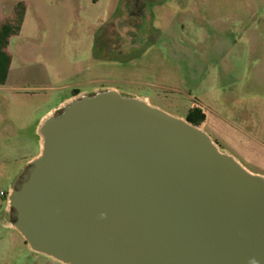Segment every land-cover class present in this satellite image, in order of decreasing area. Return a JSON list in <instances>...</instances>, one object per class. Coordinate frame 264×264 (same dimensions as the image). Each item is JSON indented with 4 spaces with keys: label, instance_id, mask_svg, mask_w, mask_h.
I'll return each instance as SVG.
<instances>
[{
    "label": "water",
    "instance_id": "water-1",
    "mask_svg": "<svg viewBox=\"0 0 264 264\" xmlns=\"http://www.w3.org/2000/svg\"><path fill=\"white\" fill-rule=\"evenodd\" d=\"M10 204L70 264H264V183L186 119L94 95L44 125Z\"/></svg>",
    "mask_w": 264,
    "mask_h": 264
},
{
    "label": "rangeland",
    "instance_id": "rangeland-1",
    "mask_svg": "<svg viewBox=\"0 0 264 264\" xmlns=\"http://www.w3.org/2000/svg\"><path fill=\"white\" fill-rule=\"evenodd\" d=\"M13 4L21 12L0 26V112L8 100L11 135L18 119L25 139H10L11 178L35 150L39 114L71 91L55 114L114 93L183 115L217 71L223 97L258 96L264 112V0H0V11ZM11 30L19 32L7 38ZM3 45L18 54L9 59ZM236 150L264 168L263 153ZM7 191L0 181V207ZM6 219L16 227L11 204ZM15 227L0 225V264H66Z\"/></svg>",
    "mask_w": 264,
    "mask_h": 264
},
{
    "label": "crops",
    "instance_id": "crops-1",
    "mask_svg": "<svg viewBox=\"0 0 264 264\" xmlns=\"http://www.w3.org/2000/svg\"><path fill=\"white\" fill-rule=\"evenodd\" d=\"M14 5L15 4L12 6L10 5L2 12L0 11V17L2 18L1 24H4L0 25L2 28L7 26L6 22L8 20H13L12 18H15V16L21 12V10H17ZM18 32V30L8 31L6 37L9 38L12 34L15 35ZM249 33L250 32H247V34L245 33V36L248 37ZM256 34V32H253V36ZM1 50L11 60L15 54H18L16 50L14 48L12 49L9 45L1 46ZM234 66H236V64H234ZM234 66L232 63V69ZM218 75L219 73L216 71L213 79L208 81V86H206L204 90L199 91V94L194 96L188 109L193 105L199 106L202 109L204 112V119L196 126H198L210 138L219 151L233 157L249 172L264 178V168L249 167L247 163H251V161L250 158L246 156L247 154L236 152V149L247 148L253 152L257 151L258 155L262 153L264 154V112L259 111V109L262 108V100L258 96H236L231 100H229V97H223V95H228V93H226V90L224 91V89L222 90V88L219 87ZM72 96L73 92L71 91V93L64 97L57 105L52 106L45 112L39 114L37 120L34 122L33 129L34 134L36 135L34 140L36 143L35 150L25 160H21L19 162L17 169L13 172L12 178L10 176V139L13 137L16 142H19L20 140L24 141L25 130L23 127L25 126L23 122L20 123V120L17 119L16 123H14L16 127L15 134L11 135V112H9L10 104L8 100H2V109L0 112V181L6 180L8 184V191L4 193L5 203L2 207H0V211L2 210V215L0 214V225L15 227L11 225L8 219H6L7 214H9V199L11 193L17 186L16 182L21 181L32 160L42 152L44 125L53 115H55V111L63 107ZM167 113L181 119H186L185 116L187 114V112L183 115L175 114L169 110H167ZM261 134H263V136ZM245 142L248 143L246 144ZM253 143L255 145H253ZM16 144V146L19 145V143ZM235 146L238 147L235 149Z\"/></svg>",
    "mask_w": 264,
    "mask_h": 264
},
{
    "label": "trees",
    "instance_id": "trees-1",
    "mask_svg": "<svg viewBox=\"0 0 264 264\" xmlns=\"http://www.w3.org/2000/svg\"><path fill=\"white\" fill-rule=\"evenodd\" d=\"M186 120L192 124L198 125L204 119V112L199 106H191L185 116Z\"/></svg>",
    "mask_w": 264,
    "mask_h": 264
},
{
    "label": "bare ground",
    "instance_id": "bare-ground-1",
    "mask_svg": "<svg viewBox=\"0 0 264 264\" xmlns=\"http://www.w3.org/2000/svg\"><path fill=\"white\" fill-rule=\"evenodd\" d=\"M101 95H113V96H115V97H120V96H118L117 94H114V93H102ZM135 100H137V101H139V102H141V103H143V104H145V105H149V103L146 101V100H140V99H138V98H134ZM43 136H44V132H43ZM43 144H44V140H43ZM240 164V163H239ZM241 165V164H240ZM242 166V165H241ZM243 167V166H242ZM248 171V170H247ZM261 178V181L264 183V179L262 178V177H260ZM63 262H65V261H63ZM65 263H67V264H70V263H68V262H65Z\"/></svg>",
    "mask_w": 264,
    "mask_h": 264
},
{
    "label": "flooded vegetation",
    "instance_id": "flooded-vegetation-1",
    "mask_svg": "<svg viewBox=\"0 0 264 264\" xmlns=\"http://www.w3.org/2000/svg\"><path fill=\"white\" fill-rule=\"evenodd\" d=\"M78 92H79V91L74 92L73 95L76 94V93H78Z\"/></svg>",
    "mask_w": 264,
    "mask_h": 264
},
{
    "label": "built area",
    "instance_id": "built-area-1",
    "mask_svg": "<svg viewBox=\"0 0 264 264\" xmlns=\"http://www.w3.org/2000/svg\"><path fill=\"white\" fill-rule=\"evenodd\" d=\"M1 194H4L3 192H1ZM10 200V199H9Z\"/></svg>",
    "mask_w": 264,
    "mask_h": 264
}]
</instances>
